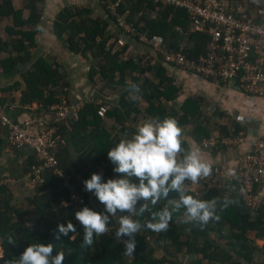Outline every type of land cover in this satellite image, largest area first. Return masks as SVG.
I'll use <instances>...</instances> for the list:
<instances>
[{
  "label": "trees",
  "instance_id": "obj_1",
  "mask_svg": "<svg viewBox=\"0 0 264 264\" xmlns=\"http://www.w3.org/2000/svg\"><path fill=\"white\" fill-rule=\"evenodd\" d=\"M109 2L111 4L119 2L116 13L123 17V21L131 25L136 32L159 37L167 48L181 49L182 53L190 59L203 53L207 43L205 34L193 31L187 33L186 39H183V32H186L188 23L183 10L156 5L144 0H110ZM41 3L42 0H26L24 4L20 3V6L15 8L10 0H0V20L10 18L11 22L9 26L3 28L7 40L5 37L4 39L0 37V55H3L0 57V73H9L18 65H28L20 72L19 82L15 81L2 88L1 91L19 89L18 105L25 106L34 103L38 109L49 111L51 107L62 101L61 92L63 89L67 90L68 83L60 64L53 56L36 57L34 60L31 58L30 50L34 47L35 26L41 16ZM103 9L121 35L124 33L129 39L138 43L137 36L118 27L119 19L117 20L114 15L110 14L108 5ZM24 11L27 13L25 18L22 17ZM139 12L140 16L135 19ZM151 12H155L154 18H149ZM107 28V21L97 14L94 15L90 8L84 6L65 7L55 15L53 21L54 36L66 50L86 60L94 61L89 68L88 78L94 84H97L98 80L103 82L100 91L107 90V92L115 93L122 89L127 90L120 98L118 106L106 109L103 117H100L97 112L100 106H106L104 103L97 105L85 102L78 112V117L70 120L71 134L77 144L78 152H84V159L95 163L108 159L107 151L124 138L125 134H131L130 129L122 125L121 132L113 135L105 127L104 117H112L115 121L122 123L123 119L132 113H139L133 105L139 102L145 104L146 117L162 119L170 116L174 117L179 125L197 119L200 115V99L195 97L186 98L178 112L173 107H165L163 103L173 101L179 89L172 83V78L167 75L165 64L160 57L145 46L153 57L145 54V57H140L139 63L135 62L133 55L127 52L128 45L113 49L119 38L117 35L108 34ZM133 84L140 87L138 94L129 92L128 89ZM131 94L134 97L127 98ZM235 126V132H237L240 127L237 124ZM191 133L195 140H200L208 137L209 130L198 121ZM223 133L227 134V130ZM183 147L188 148L184 140ZM56 156L66 176L71 171V164L64 148L59 147ZM36 162L37 159L30 154L27 157L26 169ZM108 170L110 177L115 178L113 169ZM97 172L98 166H92L86 174L87 179H90L93 173L99 174ZM69 182L74 183L73 179ZM78 191L81 194L79 205L69 204L68 189L63 185V178L55 176L51 171H44L42 180L34 184L33 194L24 200L26 207H30L26 210L22 206L13 205L9 190L4 184H0V257H4L0 260V264H4V260L13 257L19 258L30 244L37 242L52 243L56 251H65L63 264H166L171 263L172 258H154L152 256L153 247H149L145 241L146 234L155 237L156 245H162L166 250L167 245L174 246L178 251L183 245L179 237L186 234L185 231L189 232L191 239L195 241L202 235L206 236L209 231H225L222 223H227L231 231L233 228L239 231V234L233 236L242 260L241 263L228 260L224 264H254L252 260L254 254L259 251L264 253V244L260 249L255 244L256 239L261 238L264 241V206H261L254 218H251L250 210L238 192L229 191L223 194L219 192L222 190L214 187L200 189L197 192L189 190L190 194L206 200L231 198L235 201L227 209L218 211L220 219L219 221L212 220L216 222L213 227H211L212 221L203 229L195 223H179L178 219L183 212L181 210L180 213L173 214V219L166 232L155 233L147 229L141 231L143 234L139 232L136 236L137 246L130 259L124 253V245L116 243L106 235L94 237L93 245L85 248L82 246L83 227L76 220L75 212L85 206L98 212H103V210L90 205L86 192H81L80 189ZM174 197L173 193L169 198ZM166 203L167 201L161 200L153 207V210L162 209ZM149 218L150 213H145L142 217H134L141 223ZM68 222L74 225L75 233L70 232L68 236L61 235L60 239L56 240L58 225L66 226ZM8 235H12L16 240L15 245L7 243ZM72 236H74L73 239H71ZM202 243L210 246L208 241H202ZM187 251L194 252L196 248L188 245ZM53 255H56L55 251ZM191 264H200V261L193 259Z\"/></svg>",
  "mask_w": 264,
  "mask_h": 264
},
{
  "label": "crops",
  "instance_id": "obj_2",
  "mask_svg": "<svg viewBox=\"0 0 264 264\" xmlns=\"http://www.w3.org/2000/svg\"><path fill=\"white\" fill-rule=\"evenodd\" d=\"M10 1L17 8L20 6V3L24 4L26 0ZM40 6L42 11L39 22L35 26L34 47L30 50L34 52L31 55L32 60L36 57H46L48 55L54 57L60 64L61 70L66 77L68 83L67 89L69 90L67 100L72 103L78 100V102L83 104L85 102L97 105L104 103L108 110L118 106L120 98L127 90L122 89L115 93L108 91L103 95L97 92L95 84L88 78V71L93 61L86 60L66 50L53 33V21L59 11L68 6H84L90 8L94 15L97 14L101 19L107 21V33L113 34V36L117 35L122 43L123 35H121L118 28L109 19L107 12L104 11L99 0H42ZM26 15L27 13L24 11L22 17L25 18ZM3 19H7V21H4L5 24L2 27L0 26L2 29L0 37L2 39L5 37L7 40L3 28L9 26L11 22L10 18ZM45 20L48 22H44ZM38 25L40 29L37 28ZM130 42L140 45L132 40H129V45ZM136 45L135 47L134 45L133 47H128L127 50L129 53L131 52L130 54L135 55L133 57L135 62H140V55L142 54H149L153 57V54L146 47H143V49L142 47H136ZM156 62L158 61L156 60ZM16 67L19 69L18 72H16L17 68H15L9 73H0V107L3 108L8 118L16 122L36 117L54 124L61 137L58 149L59 147L64 148L71 164V171L69 174H66L68 181L73 179L74 183L72 182L71 184L76 191L80 189L81 192H86L90 205L100 207L104 211V206L100 204L95 195L84 190L83 182L87 180L86 174L92 166H98V172L99 174H104L103 179L106 182L108 179H111L110 173L107 170L108 168L112 170L114 165L108 159L98 163L84 159V152H78L77 144L72 137L70 120L60 119L55 110H40L34 103L25 106L18 105L19 89L15 91H1L2 88L11 85L13 82H19L20 72L25 70L28 65H18ZM164 68L167 75L172 78V83L179 89L178 95L173 101L163 103L165 107H173L178 112L180 105L186 98L195 97L200 99V115L197 118L198 120L192 119L188 123L180 125L183 129V140L186 142L187 147L199 148L202 157L211 166L222 168L225 181H232L235 177L239 156L250 148L251 142L256 137L264 136V98L244 95L232 85H216L208 80L166 65H164ZM132 96L134 97L131 94L127 98H131ZM133 105L139 110V113H132L130 116L124 118L122 123L115 121L112 117L103 118L105 127L113 135L121 132L122 125L128 130L130 129L129 133H132L138 123L149 118L146 117L144 103L139 102ZM121 111L124 112L123 109ZM214 116L219 117L220 122L213 121ZM198 121L208 128L209 135L206 138L195 140L191 131ZM235 124L240 127L237 132H235ZM225 130H227V134L223 133ZM28 131L34 134L35 127H29ZM204 139L211 140L213 142L212 146L202 145L201 142ZM30 154L31 151L26 147L13 148L6 144L4 129L0 125V184H4L9 190L12 204L22 206L26 210H29L30 207H26L24 200L34 192V185L29 183L24 177L27 167V157ZM258 191L259 196L264 199V184L258 187ZM219 192L225 194L223 191ZM249 215L251 218H254L253 214L249 213ZM111 222L112 224L109 225L117 229V217L111 218ZM215 224L216 222L212 221L211 227L215 226ZM222 224L225 231H209L206 236L202 235L195 241L191 239L190 233L185 231L186 234L179 237V241L183 245H181L182 248L178 251L174 246L169 247L167 245V250H165L162 245H156L154 236L146 234L144 238L148 246L153 247L152 256L154 258H172L171 263L166 264H191L193 259H199L200 264H224L228 260L234 263H241V255L236 248V239L233 236L239 234V231L236 228H233L231 231L227 223ZM111 239L114 240L113 238ZM202 241H208L210 246H205ZM255 244L260 249L264 241L259 238L255 240ZM188 245L191 248L195 246L196 251L188 252ZM127 258L130 259L131 256L127 255ZM252 260L254 264H264V253L259 251L257 254H254Z\"/></svg>",
  "mask_w": 264,
  "mask_h": 264
},
{
  "label": "built area",
  "instance_id": "obj_3",
  "mask_svg": "<svg viewBox=\"0 0 264 264\" xmlns=\"http://www.w3.org/2000/svg\"><path fill=\"white\" fill-rule=\"evenodd\" d=\"M156 5L183 10L187 16L186 32H199L207 36L202 54L194 59L187 58L181 49L167 48L162 39L136 32L124 21L118 20V27L137 36L140 45L148 47L160 57L163 64L193 74L216 85L237 84L242 94L264 98V0H144ZM83 103L69 104L62 100L51 107L62 120L78 117ZM8 107H10L8 105ZM105 106H100L98 115L103 117ZM219 117L213 121L220 122ZM0 125L4 129V140L13 148L26 147L37 162L29 166L24 177L31 184L42 180L44 171H51L63 178L68 189L69 204L79 205L81 195L66 178L56 152L61 142L57 127L39 118L32 117L20 122L8 118L0 107ZM34 126L32 134L28 128ZM202 145L212 146L211 140H202ZM212 174L197 184L189 182V190L217 188L224 193L238 192L250 213L256 215L264 206L258 187L264 184V136L256 137L250 148L243 152L237 162L234 179L225 181L222 168L212 166ZM115 227L108 225L104 235L118 244ZM126 239V237H123Z\"/></svg>",
  "mask_w": 264,
  "mask_h": 264
},
{
  "label": "clouds",
  "instance_id": "obj_4",
  "mask_svg": "<svg viewBox=\"0 0 264 264\" xmlns=\"http://www.w3.org/2000/svg\"><path fill=\"white\" fill-rule=\"evenodd\" d=\"M128 90L138 94L140 87L133 84ZM107 157L114 165L115 178L105 182L101 174L93 173L83 182L84 190L95 195L104 211L85 206L75 212L76 220L83 227L82 246L85 248L93 245L94 237L108 232L113 217H117L116 238L123 243L125 255L131 256L137 246V234L143 229L166 232L174 213L183 210L179 223H195L203 229L210 221H219L218 211L235 203L231 198L206 200L189 193V182L197 184L210 176L213 169L199 148L183 147V129L174 117H150L141 121L134 132L125 134L107 151ZM173 193L175 197L170 199ZM161 200L167 203L154 211L153 207ZM145 213H150L145 223L134 219ZM75 231L71 222L66 226L60 224L55 239ZM6 240L9 245L16 244L12 235ZM65 255L63 250L56 251L52 243L37 242L30 244L19 258L4 260V264H63Z\"/></svg>",
  "mask_w": 264,
  "mask_h": 264
},
{
  "label": "rangeland",
  "instance_id": "obj_5",
  "mask_svg": "<svg viewBox=\"0 0 264 264\" xmlns=\"http://www.w3.org/2000/svg\"><path fill=\"white\" fill-rule=\"evenodd\" d=\"M110 0H100L99 1V3L103 6L102 8H107V5H108V10L110 11V14H112V15H114V17L118 20V19H120V21H123L124 20V18L123 17H120L117 13H116V7H117V4L119 3V2H117V4H111V2H109ZM107 2H108V4H107ZM105 6V7H104ZM105 11V10H104ZM126 15V14H125ZM140 16V12H139V14H137L136 16H135V19H138V17ZM155 17V12H151L150 13V16H149V18H154ZM4 21L6 22L7 21V19H2V20H0V26L2 27L5 23H4ZM44 22H48L47 20H45ZM142 22H140V24H141ZM125 32V31H124ZM186 37H187V32H183V39L185 40L186 39ZM129 40L131 41V39H129L127 36H125L124 35V33H123V39H122V43H121V40L119 39L116 43H115V46H114V48L113 49H120V48H122L124 45H128V47H133V45H134V47H135V45L136 44H134V43H131L130 42V45L128 44V42H129ZM109 43H111V41H109ZM136 47H145L144 45H136ZM144 49V48H143ZM32 53H34V52H32ZM131 53V52H130ZM133 55V57L135 56L134 54H132ZM146 55H144V54H142V55H140V57H145ZM0 57H3V55L1 54L0 55ZM93 61V60H92ZM94 63V61L92 62V64ZM17 71L16 72H18L19 71V69L17 68L16 69ZM98 80V79H97ZM102 81L101 80H98V82H97V84H95V89L97 90V92H100V94H102L103 95V93L104 92H106L107 93V90H104V92H102V91H100V89H102ZM62 94H61V100H65V99H68V96H69V90L67 89H63V91L61 92ZM65 94H66V97H65ZM107 97V96H106ZM69 100H67V102H68ZM79 101V100H78ZM75 102V103H80V102ZM69 103H72L71 101H69ZM74 103V102H73ZM74 103V104H75ZM77 193L78 194H80V192H78L77 191ZM16 204H18V203H16ZM140 234H143L142 232L140 233ZM73 238H74V236H73ZM164 244V243H163ZM166 250V249H165ZM0 256H1V252H0Z\"/></svg>",
  "mask_w": 264,
  "mask_h": 264
},
{
  "label": "water",
  "instance_id": "obj_6",
  "mask_svg": "<svg viewBox=\"0 0 264 264\" xmlns=\"http://www.w3.org/2000/svg\"><path fill=\"white\" fill-rule=\"evenodd\" d=\"M234 87H237V84L236 83H234V85H233ZM148 219H146L143 223H145L146 221H147Z\"/></svg>",
  "mask_w": 264,
  "mask_h": 264
}]
</instances>
